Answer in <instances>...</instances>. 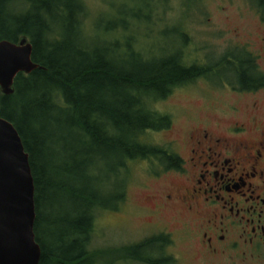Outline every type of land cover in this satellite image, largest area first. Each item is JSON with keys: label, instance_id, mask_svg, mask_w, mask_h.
I'll list each match as a JSON object with an SVG mask.
<instances>
[{"label": "trees", "instance_id": "obj_1", "mask_svg": "<svg viewBox=\"0 0 264 264\" xmlns=\"http://www.w3.org/2000/svg\"><path fill=\"white\" fill-rule=\"evenodd\" d=\"M251 2L264 19V0ZM84 13L81 0H0V41L27 36L39 65L17 75L12 94L0 91V115L29 156L38 264L96 263L102 252L89 247L96 212L124 202L128 163L168 158L167 149L146 139L171 125L153 102L213 71H230L242 85L257 79L252 57L241 49L209 65L187 63L181 48L147 57L119 44L112 22L100 21L108 41L86 36ZM170 242L168 234H155L124 246L123 257L169 264V257L162 262L149 254Z\"/></svg>", "mask_w": 264, "mask_h": 264}, {"label": "rangeland", "instance_id": "obj_2", "mask_svg": "<svg viewBox=\"0 0 264 264\" xmlns=\"http://www.w3.org/2000/svg\"><path fill=\"white\" fill-rule=\"evenodd\" d=\"M81 2L85 7L83 28L86 36L98 39L95 35L108 41L111 35L100 28V21L112 22L115 32H111L119 44L125 46L128 43L147 57L168 55L181 48L187 63H216L227 52L239 48L256 53L263 29L257 7L251 0ZM181 32L187 34L186 39H182ZM226 73L222 79L216 75L201 77L175 88L167 98L153 102L154 110L170 116L171 125L167 129L148 132L147 141L162 148L173 140L182 141L188 127L202 113L213 114L214 102L221 105L217 100V96L222 95L221 80L235 85L231 72ZM164 161L161 158L157 162L164 167ZM125 174L128 183L124 202L117 210L99 209L96 212L89 247L102 253L95 264H146L123 257L128 254L123 247L160 232L170 234L171 242L162 251L157 249L150 253L153 259L162 261L169 257V264L218 263L217 260L207 261L191 239L186 238L182 219L160 205L159 197L168 187L179 184L177 176L164 174L155 159L130 161Z\"/></svg>", "mask_w": 264, "mask_h": 264}, {"label": "flooded vegetation", "instance_id": "obj_3", "mask_svg": "<svg viewBox=\"0 0 264 264\" xmlns=\"http://www.w3.org/2000/svg\"><path fill=\"white\" fill-rule=\"evenodd\" d=\"M257 13L256 53L239 48L252 57L257 79L242 85L231 72L235 85L221 80V105L214 102L213 114L202 113L182 141L165 147L164 167L156 160L179 179L160 205L182 219L186 238L215 264H264V19Z\"/></svg>", "mask_w": 264, "mask_h": 264}, {"label": "water", "instance_id": "obj_4", "mask_svg": "<svg viewBox=\"0 0 264 264\" xmlns=\"http://www.w3.org/2000/svg\"><path fill=\"white\" fill-rule=\"evenodd\" d=\"M39 65L32 60L27 36L17 42L0 41V91L14 92L19 73L29 74ZM34 181L22 139L14 125L0 115V264H38Z\"/></svg>", "mask_w": 264, "mask_h": 264}]
</instances>
